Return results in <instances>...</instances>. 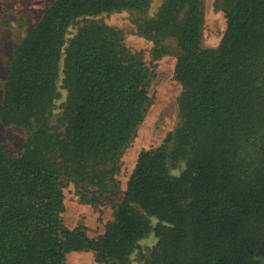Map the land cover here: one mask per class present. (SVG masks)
<instances>
[{
	"label": "trees",
	"instance_id": "1",
	"mask_svg": "<svg viewBox=\"0 0 264 264\" xmlns=\"http://www.w3.org/2000/svg\"><path fill=\"white\" fill-rule=\"evenodd\" d=\"M152 2L55 0L13 52L0 119L25 141L14 155L0 142V264H68L72 252L131 264L151 233L145 264H264V0H216V48L203 45L205 0H162L151 15ZM124 12L154 59L175 57L180 122L140 152L91 238L65 224L66 183L94 206L116 196L153 99L144 55L105 21Z\"/></svg>",
	"mask_w": 264,
	"mask_h": 264
},
{
	"label": "rangeland",
	"instance_id": "2",
	"mask_svg": "<svg viewBox=\"0 0 264 264\" xmlns=\"http://www.w3.org/2000/svg\"><path fill=\"white\" fill-rule=\"evenodd\" d=\"M55 0H0V112L4 96V84L8 76V63L16 47L24 40L29 28L42 18L49 4ZM216 0H205V27L203 45L206 48L219 46L226 29L225 14L215 7ZM162 0H153L150 14L153 15ZM131 14L115 13L105 19L106 23L123 31L126 45L133 51L141 52L144 60L154 74L150 106L144 123L138 130L137 137L127 149L119 163L117 180L120 191L116 196L104 195L97 206L82 200V189L73 184L65 188L66 209L65 224L70 229L83 228L89 237H98L105 231L106 225L114 218L116 206L123 197L127 180L133 171L141 151L159 147L169 133L180 122L179 97L182 87L175 78L176 59L164 56L156 60L151 52L153 44L137 34ZM66 94L63 91V99ZM62 100V99H61ZM63 101V100H62ZM24 134L16 127H6L0 119V142L10 155L22 151ZM184 169L171 168V174L179 176ZM157 221L152 219V225ZM157 238L154 233L140 241V249L131 257V264H145L151 254ZM143 254L146 258H141ZM68 264H99L92 252H72L67 256Z\"/></svg>",
	"mask_w": 264,
	"mask_h": 264
}]
</instances>
